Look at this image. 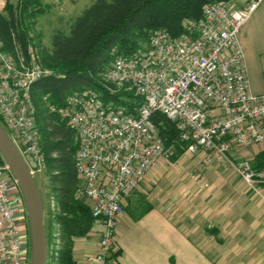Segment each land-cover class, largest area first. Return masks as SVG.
Segmentation results:
<instances>
[{
  "label": "built area",
  "instance_id": "1",
  "mask_svg": "<svg viewBox=\"0 0 264 264\" xmlns=\"http://www.w3.org/2000/svg\"><path fill=\"white\" fill-rule=\"evenodd\" d=\"M261 2L246 0L242 6L235 1L207 2L200 18L184 22L179 36L158 29L132 53L114 47L113 61L101 75L109 91H134L142 97L133 111L105 103L92 87L71 92L63 105L53 103L50 93L43 96L49 111L75 132L81 180L76 195L89 201L96 218L95 250L83 264H116L117 224L125 198L160 160H171L179 150L205 151L207 162L233 168L256 192L264 185L263 167L231 155L264 142V92L252 89L240 37ZM7 4L0 0L1 12ZM38 40L29 32L27 51L20 50L17 58L3 49L0 40V117L34 174L47 168V159L33 86L55 73L40 62ZM157 112L176 124L177 142H165L153 120ZM30 257L21 188L10 168L0 163V264H30Z\"/></svg>",
  "mask_w": 264,
  "mask_h": 264
},
{
  "label": "crops",
  "instance_id": "2",
  "mask_svg": "<svg viewBox=\"0 0 264 264\" xmlns=\"http://www.w3.org/2000/svg\"><path fill=\"white\" fill-rule=\"evenodd\" d=\"M73 1L44 0L47 14L57 11L71 18ZM240 37L252 89L262 93L264 0ZM205 155L202 150L160 160L125 198L117 224L116 264H264V185L256 192L233 168L207 162ZM231 155L264 168V142ZM95 238L92 229L75 238L78 264L95 250Z\"/></svg>",
  "mask_w": 264,
  "mask_h": 264
},
{
  "label": "trees",
  "instance_id": "3",
  "mask_svg": "<svg viewBox=\"0 0 264 264\" xmlns=\"http://www.w3.org/2000/svg\"><path fill=\"white\" fill-rule=\"evenodd\" d=\"M212 1L233 0H95L75 19L69 32L55 31L51 46L38 40L40 62L55 71L33 86L49 170L50 195L54 201L47 226L48 264H78L73 257L75 238L88 233L96 218L91 207L76 195L81 180L76 169L78 143L75 132L57 114L49 111L43 96L50 93L53 103L63 105L71 92L92 87L101 93L105 103L112 101L133 111L135 105L142 102L141 96L125 90L113 93L97 78L113 61V48L118 46L120 51L132 53L147 44L151 34L158 29L165 28L173 36H179L185 31L184 22L200 18L204 4ZM39 3L41 0H21V10L37 18L41 15L40 10L37 8L32 14L29 10ZM17 22L14 7L9 6L7 15L0 13L3 49L18 55L20 50L27 51L29 30L21 29ZM153 120L167 144L178 141L177 126L165 114L157 112ZM182 153L179 150L173 158ZM0 163H4L1 155ZM56 232L57 236L54 235Z\"/></svg>",
  "mask_w": 264,
  "mask_h": 264
},
{
  "label": "water",
  "instance_id": "4",
  "mask_svg": "<svg viewBox=\"0 0 264 264\" xmlns=\"http://www.w3.org/2000/svg\"><path fill=\"white\" fill-rule=\"evenodd\" d=\"M0 155L18 181L26 204L31 241L30 264H48L49 236L44 193L17 143L1 120Z\"/></svg>",
  "mask_w": 264,
  "mask_h": 264
},
{
  "label": "rangeland",
  "instance_id": "5",
  "mask_svg": "<svg viewBox=\"0 0 264 264\" xmlns=\"http://www.w3.org/2000/svg\"><path fill=\"white\" fill-rule=\"evenodd\" d=\"M93 0H74L73 4L74 6L72 7L73 10H71L70 13V17L68 16V13H59L57 11H54L51 14H47V7H46V1L44 2V0H41V3L34 5L29 11L30 14H32L35 9L38 8V10H40L39 13H41V15H39L37 18H33L30 17L26 14H24L22 12V5H21V0H8V4L7 7L4 11H0V13H3L4 15H7V11L10 7H14L17 15H18V22L17 25L18 27H20L21 29L25 30L26 32H31L33 31L35 34V38L41 40L42 44H44L45 46H51V42H52V37L53 34L55 33V29H61L65 32H69L70 31V25L71 23H73L75 21V19L85 10L86 7H88V5L92 4ZM237 2L240 3L245 2L246 0H233L231 2ZM69 5V2H68ZM55 9V8H54ZM50 13V12H49ZM25 19V20H24ZM189 20V19H188ZM13 28V27H12ZM0 40L3 42V40L0 38ZM12 57L17 58V53L14 54L11 51H7ZM26 52V50H25ZM46 67V66H45ZM48 69L53 70L50 67H46ZM54 71V70H53ZM55 72V71H54ZM99 82L105 86V88H107L108 90H111L109 87H107V83L105 82L104 78L102 77V75H99V77H97ZM134 92V91H132ZM135 93V92H134ZM3 121V120H2ZM43 140V135H42V139L41 142ZM43 145V143H42ZM206 154V152H205ZM205 157H207V155H205ZM212 163V162H211ZM213 163H216V161H213ZM219 163V162H217ZM36 179L38 180V183L44 193V197H45V201H46V224L47 226H49V222H50V209H51V200L49 198V170L48 167L46 169H44L41 172H37L35 174ZM140 187V186H139ZM138 189V188H137ZM124 209V207H123Z\"/></svg>",
  "mask_w": 264,
  "mask_h": 264
}]
</instances>
